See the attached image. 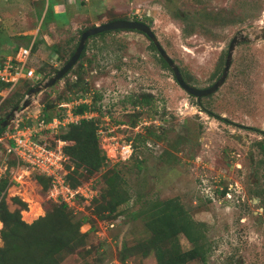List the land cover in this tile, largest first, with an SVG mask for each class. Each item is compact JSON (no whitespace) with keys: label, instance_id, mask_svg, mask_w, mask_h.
Listing matches in <instances>:
<instances>
[{"label":"rangeland","instance_id":"374dc122","mask_svg":"<svg viewBox=\"0 0 264 264\" xmlns=\"http://www.w3.org/2000/svg\"><path fill=\"white\" fill-rule=\"evenodd\" d=\"M114 19L148 25L182 79L198 88L219 77L230 39L244 40L235 43L223 82L196 100L176 84L145 35L131 30L92 35L72 70L17 110L25 123L26 113L52 112L57 102L74 97L80 83L71 86L67 78L84 63L87 71L79 76L86 91L100 93L112 124H127L110 134L135 145L133 156L118 160L98 137L106 163L91 175L92 187L100 194L114 169L127 200L107 218L71 206L76 217L88 215L79 226L87 232L83 245L62 255L60 264H153L151 253H130L124 262L118 256L122 244L130 247L148 234L143 219H132L129 212L145 201L166 198L177 199L192 219L205 223V261L186 264H264V0H0V51L33 38L31 57L43 81L62 65L58 59H67L82 30ZM26 85L35 84L23 81L0 93V122L13 108L10 96ZM127 98L140 102L135 107ZM134 112L136 118L127 114ZM137 120L146 122L140 133V127L132 129ZM34 173L0 144V182L6 183L0 201L9 211L19 207L14 197L23 201L19 213L26 223L56 203L46 198ZM177 237L182 249L190 246L181 234Z\"/></svg>","mask_w":264,"mask_h":264},{"label":"trees","instance_id":"16d2710c","mask_svg":"<svg viewBox=\"0 0 264 264\" xmlns=\"http://www.w3.org/2000/svg\"><path fill=\"white\" fill-rule=\"evenodd\" d=\"M105 32L108 31L95 35ZM89 37H92V35ZM27 43L28 40L17 44L10 50L0 51V58L5 54L16 51L17 48L25 46ZM74 47L69 50L68 57ZM34 50L35 42L32 45V52ZM52 52L57 54L55 49ZM83 53L84 48L78 58L82 57ZM161 60L163 59L161 58ZM58 61H60V64L64 63V59H58ZM163 63L165 64L164 61ZM75 67V71L72 73L75 75V79L67 78V82L74 87L80 83L81 88L77 87L80 89L79 91H86L84 87L86 81H84L83 76L80 79L79 72L87 71V68L84 63ZM56 68L54 66L53 71ZM70 70L72 68L68 71ZM36 71L41 73L40 66L36 68ZM23 81L26 80H21L17 84ZM27 88H29V85H26L20 93H13L10 96L8 99L9 108L14 107L20 101ZM100 98L99 92H93L92 109H99L98 100ZM126 100L132 106L140 102V98L131 100L127 98ZM141 100L146 101L144 98H141ZM53 101V99H50L48 103L52 104ZM84 107V105H80L76 111L80 112ZM135 112L127 114L132 118H136ZM55 113L56 110L51 112L42 109L40 110V117L49 118ZM3 129L0 127V133L3 132ZM95 129L94 121L82 119L75 124L67 125L64 131L58 134V137L64 142L62 151L65 156L63 166L66 173L63 177L70 187H75L87 181L92 174L106 163V157L100 148ZM153 136L158 138L156 135ZM132 146L134 150V142H132ZM131 156H133V153ZM134 166L139 167L138 160L134 161ZM34 176L35 181L46 192L49 186L48 177L37 173H34ZM119 182L118 172L111 169L110 174L105 177V187L100 194L97 193L89 201L77 198L76 203H80L81 210L89 208L100 218L114 216L118 207L127 200L126 191L122 189ZM5 185V181L2 180L0 191ZM223 192L224 189L220 191V193ZM104 195L107 199L103 198ZM99 197L102 198L100 202ZM13 201L19 207L12 211L7 210L0 201V264H60L62 255L71 253L83 245L87 231L80 232L79 226L88 221V215L81 214L76 217L74 209H70L72 207L66 206L63 202H56L49 206L43 215L37 218L34 217V220H32L33 218L29 219L32 221L26 223L21 220L19 213L20 209L25 208V203L17 197H14ZM37 211V214L41 213L40 210ZM102 211H106V213L102 214ZM129 215L132 219L141 217L148 234L146 238L137 241L130 247L122 244L123 254L118 256V261L124 262L126 255L130 253H139L141 256L151 253L154 260L153 264H186L192 260L197 263L205 261L209 250L204 235L205 223L192 219L177 199L166 198L145 201L132 209ZM91 229L92 226L90 225L88 230ZM179 234L190 244L188 248L182 249L180 247L177 237ZM87 252L88 250H85L86 254ZM82 264L88 263L84 262Z\"/></svg>","mask_w":264,"mask_h":264},{"label":"built area","instance_id":"2783aa9c","mask_svg":"<svg viewBox=\"0 0 264 264\" xmlns=\"http://www.w3.org/2000/svg\"><path fill=\"white\" fill-rule=\"evenodd\" d=\"M33 38L16 51L3 55L0 58V93L9 92L19 81L26 80L34 83L42 74L36 71L37 65L33 64L32 45ZM70 79H75L71 74ZM92 91H78L74 97L67 101L56 103V113L49 118L40 117V111L21 117L16 114L12 127L0 133V144L5 153L11 154L15 160L37 174L47 176L49 186L46 198L53 202H63L66 206L77 207L76 199L91 200L97 195L92 180L70 187L64 181L66 170L63 166L65 156L62 151L63 140L58 134L64 131L67 125L75 124L80 120H92L95 123L96 135L109 143V147L118 160H126L133 153L132 140L123 135L110 134L116 127H127L123 121L112 124L111 116L107 113L102 99L98 100V108L92 109ZM84 105L80 111L76 109ZM136 107V106H135ZM146 122L137 120L132 129L140 127L137 132H142ZM51 136V137H50ZM51 138V141L50 139ZM105 154V153H104ZM106 157V156H105Z\"/></svg>","mask_w":264,"mask_h":264},{"label":"water","instance_id":"95a60500","mask_svg":"<svg viewBox=\"0 0 264 264\" xmlns=\"http://www.w3.org/2000/svg\"><path fill=\"white\" fill-rule=\"evenodd\" d=\"M109 30H131V31H137L141 34L145 35L148 39L151 40L154 48L156 49L158 55L163 59L165 64L170 68L172 72V76L176 84L188 95L193 96L195 98L204 97L212 92H214L217 87L223 82L226 72L228 70L229 64H230V56L231 52L233 50V47L235 43L239 40H244V37L239 36L238 38L232 37L228 43L223 67L221 70V73L219 77L209 86L204 88H198L194 87L192 85H189L186 83L179 71L178 68L174 65L171 58L166 54V52L162 49V47L157 43V41L154 39V35L150 31V28L148 25H146L143 22L137 21V20H130V19H114L110 21H106L100 24H95L90 27L85 28L82 30L79 34L78 41L72 51V53L69 55V57L62 63V65L54 71L52 75H50L47 79L41 81L39 78L34 80V86L29 88L23 99L20 102V106L15 105L1 120L0 127H6L9 122H11L14 118V116L18 111H21L24 107H26L30 102V96L33 94L46 89L47 87H50L55 83V81L59 80L64 74L67 73V71L75 64L77 61L84 45V41L87 37L91 35H95L100 32L109 31Z\"/></svg>","mask_w":264,"mask_h":264},{"label":"flooded vegetation","instance_id":"af4514ba","mask_svg":"<svg viewBox=\"0 0 264 264\" xmlns=\"http://www.w3.org/2000/svg\"><path fill=\"white\" fill-rule=\"evenodd\" d=\"M262 37H264V33H262V35H261ZM154 47V46H153ZM155 49V48H154ZM155 51H156V49H155ZM156 53H157V51H156ZM158 54V53H157ZM65 75V74H64ZM208 96V95H207ZM200 98V97H199ZM198 98H196V100H197Z\"/></svg>","mask_w":264,"mask_h":264}]
</instances>
